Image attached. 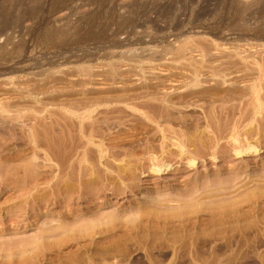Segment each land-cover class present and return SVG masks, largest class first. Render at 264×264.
<instances>
[{"label": "rangeland", "instance_id": "rangeland-1", "mask_svg": "<svg viewBox=\"0 0 264 264\" xmlns=\"http://www.w3.org/2000/svg\"><path fill=\"white\" fill-rule=\"evenodd\" d=\"M256 65L264 68V0H0V100L145 99L131 104L136 112L118 105L115 114L93 113L92 120L107 115L115 128L111 135L99 128L102 135L93 134L90 149L76 128L73 139L62 134L65 116L29 114L25 123L34 124L39 139L33 145L28 127L0 115V264H264V111L257 114L255 99L242 91L257 83ZM196 72L201 85L194 87ZM168 91V100L188 108L166 112L149 104L151 95ZM74 97L70 102L82 100ZM157 125L169 131L158 132ZM235 136L242 147L257 146V154L203 158L211 149L236 147ZM177 137L198 158L196 165L177 164L173 154L161 159L175 158L171 171L153 173L142 149H178ZM48 138L57 140L56 148ZM82 142L89 150L85 161ZM113 145L135 153L98 156V149ZM222 191L232 193L221 198L232 205L224 204L229 214L220 216L209 209L223 203L214 199ZM187 202L190 207L180 210ZM174 211L191 214L170 219Z\"/></svg>", "mask_w": 264, "mask_h": 264}, {"label": "bare ground", "instance_id": "bare-ground-1", "mask_svg": "<svg viewBox=\"0 0 264 264\" xmlns=\"http://www.w3.org/2000/svg\"><path fill=\"white\" fill-rule=\"evenodd\" d=\"M247 59V58H246ZM214 61V60H213ZM239 61V60H238ZM257 61V60H256ZM197 62V61H196ZM208 62V61H207ZM259 62V61H258ZM197 63H199V62H197ZM263 63V62H262ZM243 64V63H242ZM247 64V63H246ZM256 64V63H255ZM256 66H259V68L257 69L258 71H259V74L260 75H258V81H257V83H253L252 82V84L251 83H249V84H247L246 86H243V87H245L244 88V90H242V91H245V89H246V91L247 92H249V94L248 95H250V96H252L254 99H255V106L253 105V107L255 108L254 110H255V112L257 113V114H259L258 112H261L262 110L264 111V104L262 103V100H261V98H260V95H262L261 94V91L264 89V83H260V81H259V78L260 79H263V78H261L262 76H261V73L264 71H262V69H264V68H261V66L260 65H256ZM263 66V65H262ZM205 67V66H204ZM219 68V67H218ZM234 68H235V66H234ZM191 69V68H190ZM207 69V68H206ZM213 69V68H212ZM216 69V68H215ZM221 69V68H220ZM223 69V68H222ZM229 69V68H228ZM248 69V68H247ZM250 69V68H249ZM83 70V69H82ZM86 70V69H85ZM197 70V69H196ZM227 71V69H224L223 71ZM212 71V70H211ZM222 71V70H221ZM203 72V71H202ZM219 72V71H218ZM91 73V72H90ZM193 73V72H192ZM216 73V72H215ZM222 73V72H221ZM221 73H220V75H221ZM225 73V72H224ZM197 74H198V72H196V73H194L193 74V76H194V82H193V85H194V87L199 83H197V80L198 79H196L197 77H199V75L197 76ZM251 74V73H250ZM252 74H254V73H252ZM85 75V74H84ZM156 75V74H155ZM175 75V74H174ZM191 75V74H190ZM202 75V74H201ZM217 75L219 76V73H217ZM225 74H223V76H224ZM90 76V75H89ZM92 76V75H91ZM157 76V75H156ZM216 76V75H215ZM214 76V77H215ZM222 76V75H221ZM222 76V77H223ZM245 76V75H244ZM252 76V75H251ZM264 76V75H263ZM191 77V76H190ZM217 77V76H216ZM239 77V76H238ZM242 77V76H241ZM79 78V77H78ZM167 78V77H166ZM170 78V77H169ZM186 78V77H185ZM192 78V77H191ZM200 78V77H199ZM224 78V77H223ZM226 78V77H225ZM80 79V78H79ZM152 79V78H151ZM174 79V78H173ZM204 79V78H203ZM233 79V78H232ZM235 79V78H234ZM256 79V78H255ZM76 80V79H75ZM187 80V79H186ZM193 80V79H192ZM213 80V79H212ZM223 80V79H222ZM227 80H228V78H227ZM10 81V80H9ZM165 81V80H164ZM216 81V80H215ZM223 81H225V80H223ZM256 81V80H255ZM264 81V80H263ZM178 82V81H177ZM192 82V81H191ZM231 82V81H230ZM243 82V81H242ZM17 83V82H16ZM69 83V82H68ZM226 83V82H225ZM152 84V83H151ZM155 84V83H154ZM234 84V83H233ZM240 84V83H239ZM73 85H74V83H73ZM73 85L71 84V86L69 87V88H71L72 90L71 91H73V93H71V94H74V92L76 91V90H74V89H76V88H74L73 87ZM192 85V84H191ZM190 85V86H191ZM198 85H201V84H198ZM33 86V85H32ZM18 87H20V86H18ZM43 87V86H42ZM76 87V86H75ZM78 87V86H77ZM89 87V86H88ZM138 87V86H137ZM170 87V86H169ZM178 87H180V86H178ZM232 87V86H231ZM22 88V87H21ZM32 88V87H31ZM62 88V87H61ZM74 88V89H73ZM83 88V87H82ZM107 88V87H106ZM115 88V87H114ZM113 88V89H114ZM172 88V87H171ZM174 88V87H173ZM215 88V87H214ZM43 89V88H42ZM48 89V88H47ZM64 89H65V86H64ZM85 89H88V88H86L85 87ZM111 89V88H110ZM121 89V88H120ZM165 89H166V87H165ZM188 89V88H187ZM197 89V88H196ZM203 89H205V88H203ZM232 89V88H231ZM237 89V88H236ZM6 90V89H5ZM32 90V89H31ZM44 90V89H43ZM62 90V89H61ZM70 90V89H69ZM78 90H80V92H81V89L79 88ZM77 90V91H78ZM95 90V89H94ZM105 90V89H104ZM108 90V89H107ZM106 90V91H107ZM122 90V89H121ZM219 90V89H218ZM240 90V89H239ZM38 91V90H37ZM45 91H47V90H45ZM45 91H44V93H45ZM82 91H85V90H82ZM150 91V90H149ZM148 91V92H149ZM214 91V90H213ZM238 91V90H237ZM241 91V92H242ZM20 92V91H19ZM60 92V91H59ZM70 92V91H69ZM79 92V91H78ZM77 92V93H78ZM80 92H79V94H80ZM86 92V91H85ZM91 92V91H90ZM93 92V91H92ZM99 92H101V91H99ZM98 92V93H99ZM104 92V91H103ZM118 92H119V90H118ZM127 92V91H126ZM139 92V91H138ZM142 92H144V91H142ZM147 92V93H148ZM180 92H182V90L180 91ZM263 92H264V90H263ZM15 93V92H14ZM43 93V92H42ZM48 93V91L46 92V94ZM53 93V92H52ZM77 93H76V95H77ZM109 93H110V91H109ZM162 93V92H161ZM170 92L168 91V93L166 92H164L162 95L161 94H159V95H157V96H148L147 95V97H149V101H150V103H149V101H147L146 100V103H149V104H151V105H154V106H156V105H159V106H161L162 108H165L166 109V112H167V110L168 111H170V110H172V111H174V110H178V108L180 109V108H182V107H187L188 108V106L187 105H183L181 102L180 103H175V102H172L170 99L168 100L167 98L169 97V94ZM191 93V92H190ZM22 94V93H21ZM30 94H32V93H30ZM33 94H34V92H33ZM37 94V93H36ZM41 94V93H40ZM69 94V93H68ZM129 94V93H128ZM194 94V93H193ZM204 94V93H203ZM217 94V93H216ZM13 95V94H12ZM15 95H17V93L15 94ZM20 95V94H19ZM44 95V94H43ZM54 95V94H53ZM52 95V96H53ZM56 95V94H55ZM58 95V94H57ZM61 95V94H60ZM67 95V94H66ZM75 95V96H76ZM80 95H84L83 93L82 94H80ZM108 95V94H107ZM126 95V94H125ZM137 95V94H136ZM184 95V94H183ZM189 95V94H188ZM191 95V94H190ZM199 95V94H198ZM207 95V94H206ZM228 95V94H227ZM18 96V95H17ZM38 96V95H37ZM37 96L36 97H34V98H37ZM62 96V95H61ZM70 96V95H69ZM88 96V95H87ZM97 96V95H96ZM99 96V95H98ZM126 96H128V95H126ZM134 96V95H133ZM144 95L142 94V95H138V97H134L133 99H131V97H130V99H129V97L127 98H122L121 97V95H120V97L119 98H117V97H115V98H113V97H109V98H107V97H105V98H101V100L100 99H91V100H86L87 98H83L82 99V97H80L79 96V98L80 99H82V100H79L80 101V103H78V101L76 102L74 99H79L78 97H74V96H72V97H74L72 100H74L73 102H75L74 104H73V102L71 103L70 102V99L72 98H70L69 99V101H68V99L66 100V101H64V99H63V101L65 102H63V101H61V100H53V98H55V97H53L52 99H50V100H53V101H48L47 103L45 102V103H43V102H40L39 100H33V99H31V97L32 96H30V99L31 100H33V101H31L32 103H29V104H23L22 102H12V100H15V99H12L11 100V102H7V98L4 100V102L2 101V100H0V115L1 116H5L6 118H9V120H11V122H13L15 125L17 124L18 126L20 125V127L21 128H27L28 129V134H27V138L26 139H28V141L30 142V143H32L33 145L35 144H38V142H39V139L37 140V133L35 132V127L34 126H32V125H34V124H32V125H30L29 126V124H30V122L28 123V121H26V123L28 124H26L25 123V118H27V119H30L29 118V114H31V115H33L34 116V118H35V116H40V115H42L43 113L44 114H47L48 112L49 113H51V115H52V117H56V115L55 114H57V116L58 115H61L62 117H66L65 119L66 120H64L62 117H58V118H61L62 119V123L61 122H59L60 124H63V125H61L59 128L61 129L62 128V131L61 132H63L62 134L63 135H65L66 137H67V135L68 134H64L65 132L66 133H69V136H71V134H70V132H72V131H75L76 129H77V131H78V134L80 135V138H78V139H81L80 141H82V140H85L84 142H86V145H88L87 147H89V144H91V141H92V138L94 137L93 136V134L95 133V135H96V133H98V131H100V130H102V129H104L103 131L105 132H107V133H109L110 135H111V131L115 128H112V126H113V124H112V122L111 121H108V120H110V119H108V120H106V118H107V113L108 112H112V113H114V112H117L118 113V111L120 110H117V108H113V107H116V106H118V105H126V106H128L129 108L128 109H131L133 112H136L137 110H136V108H134V106H136V104H135V101L137 102L138 101V99H144V97H143ZM146 96V95H145ZM168 96V97H167ZM186 96V95H185ZM205 96V95H204ZM263 96H264V94H263ZM20 97V96H19ZM39 97V96H38ZM60 97V96H59ZM101 97V96H100ZM140 97V98H139ZM175 97V96H174ZM214 97V96H213ZM252 97H250V98H252ZM26 98V97H25ZM33 98V97H32ZM57 98H58V96H57ZM173 98V97H172ZM196 98V97H195ZM210 98V97H209ZM212 98V97H211ZM216 98H218V97H216ZM227 98V97H226ZM235 98V97H234ZM249 98V99H250ZM59 99V98H58ZM60 99H61V97H60ZM84 99H85V101H84ZM141 99L139 100V101H141ZM193 99V98H192ZM197 99V98H196ZM218 99H220V98H218ZM240 99V98H239ZM145 100V99H144ZM179 100V99H178ZM177 100V101H178ZM181 100V99H180ZM235 100V99H234ZM238 100V99H237ZM42 101H43V99H42ZM47 101V100H46ZM68 101V102H67ZM82 101V102H81ZM198 101V100H197ZM206 101V100H205ZM226 101H229V99L227 100L226 99ZM226 101H223V104H224V102H226ZM251 101H252V99H251ZM233 102H235V101H233ZM141 103H143V102H141ZM194 103V102H193ZM214 103H216V102H214ZM222 103V102H221ZM229 103V102H228ZM230 103H232V101H230ZM131 104H134V106H131ZM187 104V103H186ZM189 104V103H188ZM210 104V103H209ZM199 105V104H198ZM226 104H224V105H222L223 107L225 106ZM244 105V104H243ZM249 105H250V103H249ZM140 106H142V105H140ZM144 106H145V104H144ZM149 106V105H148ZM210 106H212V105H210ZM219 106V105H218ZM232 106V105H231ZM109 107H111V109H109ZM149 107H151V106H149ZM196 107V106H195ZM200 107V106H199ZM100 108H103V109H100ZM104 108H106V109H104ZM144 108V107H143ZM142 108V109H143ZM154 108V107H153ZM186 108V109H187ZM202 108V107H201ZM219 108V107H218ZM225 108V107H224ZM243 108V107H242ZM99 109H100V113L102 114V113H104V111L103 110H106L105 111V113L104 114H107L106 115V118L105 119H101L100 118V120H102L101 122H96V121H99V117H98V120H96L97 119V117H96V115L94 116V117H96V121H94V120H92L94 117L92 116V114L93 113H95V114H97V115H99L98 114V112H99ZM122 109V108H121ZM124 109V108H123ZM148 109V108H147ZM182 109H184V108H182ZM212 109V108H211ZM244 109V108H243ZM150 110V109H149ZM152 110V109H151ZM202 110V109H201ZM217 110V109H216ZM223 110V109H222ZM242 110V109H241ZM101 111H103V112H101ZM108 111V112H107ZM158 111V110H157ZM171 111V112H172ZM189 111V110H188ZM203 111V110H202ZM206 111V110H205ZM218 111H219V109H218ZM124 112V111H123ZM126 112V111H125ZM145 112V111H144ZM143 112V113H144ZM152 112V111H151ZM109 113V114H110ZM146 113H148V112H146ZM170 113V112H169ZM173 113V112H172ZM255 113V114H256ZM104 114H103V117H104ZM115 114V113H114ZM145 114V113H144ZM155 114V113H154ZM218 114V113H217ZM262 114V113H261ZM50 115V116H51ZM54 115V116H53ZM111 115V114H110ZM206 115V114H205ZM204 115V116H205ZM44 116V115H43ZM46 116V115H45ZM48 116L49 115H47V118H48ZM101 116V115H100ZM127 116V115H126ZM137 116V115H136ZM162 116V115H161ZM169 116V115H168ZM54 117V118H55ZM116 117V116H115ZM119 117V116H118ZM147 117V116H146ZM154 117H156V116H154ZM209 117H210V115H209ZM251 117V116H250ZM257 117V116H256ZM4 118V117H3ZM31 118H32V116H31ZM44 118H46V117H44ZM46 118V121L49 119H47ZM108 118H109V116H108ZM163 118V117H162ZM164 118H165V116H164ZM175 118V117H174ZM205 118V117H204ZM208 118V117H207ZM216 118V117H215ZM219 118V117H218ZM264 118V117H263ZM262 118V119H263ZM43 119V118H42ZM41 119V120H42ZM53 119V118H52ZM57 119V118H56ZM114 119V118H113ZM126 119V118H125ZM39 120V119H38ZM44 120V119H43ZM51 120V119H50ZM121 120V119H120ZM122 120H124V119H122ZM121 120V121H122ZM146 120V119H145ZM167 120V119H166ZM211 120H212V118H211ZM31 121V120H30ZM52 121V120H51ZM93 121V122H92ZM113 121V120H112ZM144 121V120H143ZM152 121V120H151ZM208 121V120H207ZM216 121H217V119H216ZM223 121V120H222ZM221 121V122H222ZM226 121V120H225ZM4 122V121H3ZM6 122V121H5ZM10 122V121H9ZM33 122V121H32ZM35 122V121H34ZM43 122V121H42ZM48 122H49V120H48ZM57 121H55V123H56ZM111 122V123H110ZM117 122V121H116ZM153 122V121H152ZM183 122V121H182ZM213 122V121H212ZM215 122V121H214ZM219 122H220V120H219ZM218 122V123H219ZM259 122V121H258ZM8 123V122H7ZM11 124L10 126H11V128L10 129H13L14 127H15V125L14 124ZM51 123V122H50ZM53 123V122H52ZM55 123H53V124H55ZM119 123H120V121H119ZM127 123V122H126ZM154 123V122H153ZM160 123V122H159ZM207 123V122H206ZM211 123V122H210ZM216 123V122H215ZM260 123V122H259ZM41 124V123H40ZM44 124V123H43ZM42 124V125H43ZM57 124H58V122H57ZM60 124H58V125H60ZM138 124V123H137ZM167 124V123H166ZM213 124V123H212ZM262 124V123H261ZM264 124V123H263ZM16 125V126H17ZM46 125H48V123L46 124ZM45 125V126H46ZM52 125V124H51ZM56 125V124H55ZM54 125V126H55ZM58 125L56 126V127H58ZM119 125V124H118ZM121 125V124H120ZM218 125V124H217ZM259 125V124H258ZM2 126H4V125H2ZM32 126V127H31ZM37 126V125H36ZM44 126V125H43ZM213 126V125H212ZM232 126V125H231ZM8 127H9V124H8ZM48 127V126H47ZM165 127V126H164ZM179 127V126H178ZM182 127V126H181ZM2 128V127H1ZM1 128H0V130H1ZM37 128V127H36ZM58 128V129H59ZM76 128V129H75ZM99 128H100V130H99ZM148 128V127H147ZM261 128V130H262V127H260ZM4 129L7 131V128H3V131H4ZM9 129V128H8ZM16 129V128H15ZM38 129V128H37ZM49 129H50V127H49ZM52 129V128H51ZM55 129V128H54ZM53 129V130H54ZM75 129V130H74ZM144 129V128H143ZM156 129H158L159 131L158 132H161L162 134H164V133H166V130L164 129V128H162V126H159V125H157L156 126ZM169 129V128H168ZM210 129H212V128H210ZM221 129V128H220ZM17 130V129H16ZM123 130V129H122ZM174 130V129H173ZM10 131V130H9ZM8 131V132H9ZM13 131V130H12ZM50 131V130H49ZM48 131V132H49ZM52 131V130H51ZM76 131V132H77ZM115 131V130H114ZM120 131V130H119ZM156 131V130H155ZM169 130H167V132H168ZM213 131V130H212ZM264 131V130H263ZM11 132V131H10ZM17 132V131H16ZM53 132V131H52ZM57 132H59V131H57ZM61 132H59V133H57V134H60ZM104 132H103V134H104ZM105 132V133H106ZM216 132V131H215ZM228 132V131H227ZM231 132V131H230ZM11 133H13V132H11ZM51 133V132H50ZM100 133H101V131H100ZM115 133V132H114ZM246 133V132H245ZM4 134H6L5 133V131H4ZM3 134V135H4ZM53 134H55V132L53 133ZM109 134H107V135H109ZM169 134H170V132H169ZM177 134H179V133H177ZM176 133H175V135H177ZM187 134V133H186ZM185 134V135H186ZM233 134V133H232ZM264 134V133H263ZM50 135V134H49ZM99 135V134H98ZM97 135V136H98ZM101 135H102V133H101ZM101 135H99L100 137H102ZM114 135V134H113ZM153 135V134H152ZM180 135H181V133H180ZM183 135V134H182ZM181 135V136H182ZM191 135V134H190ZM15 137L16 135L15 134H12L11 135V137ZM55 136H57V135H55ZM54 136V137H55ZM59 136V135H58ZM61 136V135H60ZM59 136V139L61 138ZM65 136H62V137H65ZM68 136V137H69ZM125 136V135H124ZM189 136V135H188ZM207 136V135H206ZM233 136V135H232ZM238 136V135H237ZM249 136V135H248ZM252 136V135H251ZM10 137V138H11ZM42 137V136H41ZM53 137V136H52ZM64 138L65 140H64V142L66 141V140H68L67 138ZM165 137V136H164ZM182 137H184V136H182ZM217 137V136H216ZM225 137V136H224ZM250 137V136H249ZM263 137V136H262ZM17 138V137H16ZM19 138V137H18ZM56 138V137H55ZM70 138H72L73 139V137L71 136ZM69 138V139H70ZM95 138V137H94ZM102 138H104V135H103V137ZM185 138V137H184ZM193 138V137H192ZM208 138V137H207ZM210 138H212L211 136H210ZM232 138V137H231ZM14 139V138H13ZM49 139V138H48ZM48 139H46V140H48ZM52 139V138H51ZM58 139V140H59ZM61 139H63V138H61ZM59 140V142L61 143V142H63V140ZM71 139V140H72ZM166 139V138H165ZM190 139H191V137H190ZM223 139V138H222ZM245 139V138H244ZM249 139V138H248ZM4 140V139H3ZM12 140V139H11ZM50 140V139H49ZM100 140V139H99ZM102 140V139H101ZM164 140V139H163ZM178 140V137H177V139H176V141ZM182 138L180 137V139L178 140V142L179 143H177V142H175L176 143V147H178V149H170V150H168V149H155L156 151H152V152H150L152 149H142V150H144V152L143 153H145V150H147L146 152H148V153H146V155H148L147 157H148V161H149V163H150V165H151V167H150V169L152 170V172L153 173H159V172H166V171H171L172 169H173V166L174 165H172V161L173 162H175L173 159H175L174 157H172V161L170 160V159H168V161H166V162H164L163 160H165V159H163L164 157H168V155H175V156H177L178 158H179V161L177 162V164H183V162H185L184 164L185 165H187L188 167H193V166H195L196 165V161L198 160V158L197 157H195V156H192L191 154L192 153H190V152H192V151H187V149H185V146H183L184 145V143H183V145H182ZM189 140V139H188ZM259 140V139H258ZM9 141V140H8ZM38 141V142H37ZM51 141V140H50ZM50 141H48L49 142V144H51L50 143ZM53 141V142H52ZM51 142L52 143H54V141H55V144H54V146H53V144H51V146H53V147H55V146H57V143H56V139H54V140H52ZM73 141L74 140H72V143H73ZM107 141V140H106ZM137 141H139V140H137ZM143 141V140H142ZM209 141V140H208ZM231 141H233L234 142V144H235V146L236 147H234L233 149H211L212 150V152L210 153H207L206 151V153L207 154H205L204 155V157L203 158H209L210 160H212V161H214V160H216L217 159V156H218V154H220L219 155V157H221V156H226V154L227 153H234V155H236V156H240L241 154H250V153H256L257 152V146H254V145H252V144H246V145H244L243 147L241 146V144H240V142H239V140H238V138L235 136V138L233 137L232 139H231ZM261 141V140H260ZM24 142V141H23ZM28 142V143H29ZM59 142H58V146L60 145L59 144ZM68 142H70L71 143V141L69 140ZM68 142H66V143H68ZM114 142V141H113ZM144 142V141H143ZM150 142H151V140H150ZM185 142V141H184ZM191 142V141H190ZM211 142H212V140H211ZM215 142V141H214ZM218 143H219V141H217ZM222 142V141H221ZM232 142V143H233ZM22 143V142H21ZM102 143V142H101ZM120 143V142H119ZM132 143V142H131ZM192 144H193V142H191ZM231 143V144H232ZM64 144V146H60V147H64L65 149L67 148V147H65V143H63ZM82 144V145H81ZM80 144V149H81V147H82V149H83V158H82V161H85V159H86V157H87V151H89V150H87L86 151V146H83V142ZM120 144H122V143H120ZM129 144V143H128ZM139 144V143H138ZM213 144V143H212ZM3 145V144H2ZM1 145V146H2ZM47 145V144H46ZM76 145V144H75ZM96 145V144H95ZM98 145V144H97ZM116 145V144H115ZM115 145H113L114 147L112 148V149H98V156L100 157V158H103V157H105L106 156V154L107 155H111V156H114V157H117L118 158V156H121V155H125V153H127V151L129 152V151H133V153H135L134 151H135V149H118V147L117 146H115ZM126 145V144H125ZM151 145V144H150ZM153 145V144H152ZM6 146V145H5ZM50 146V145H49ZM67 146L69 147V143L67 144ZM72 145L70 144V147H71ZM109 146V145H108ZM107 146V147H108ZM122 146V145H121ZM172 146V145H171ZM204 146V145H203ZM216 146H218V144L216 143ZM35 147V146H34ZM47 147H48V145H47ZM68 148V149H73V146L71 147V148ZM192 147V146H191ZM214 147H215V145H214ZM218 147H220V146H218ZM224 147V146H223ZM228 147V146H227ZM0 148H2V147H0ZM50 149H52L51 147H49ZM48 148V149H49ZM56 148V147H55ZM55 148H53V149H55ZM63 148V149H64ZM76 148V147H75ZM78 148H79V145H78ZM117 148V149H116ZM134 148V147H133ZM229 148V147H228ZM67 149V150H68ZM89 149H90V147H89ZM192 149V148H191ZM204 149V148H203ZM67 150H65V152L67 151ZM95 150V149H94ZM150 150V151H149ZM158 150V151H157ZM197 150V149H196ZM208 150V149H207ZM210 150V149H209ZM208 150V151H209ZM46 151V150H45ZM57 151V150H56ZM78 151V150H77ZM136 151H137V149H136ZM140 152H142L141 151V149L139 150ZM204 151V150H203ZM229 151V152H228ZM68 152V151H67ZM70 152V151H69ZM96 152V151H95ZM153 152H159L158 153V155L160 154V156H157V154L156 153H153ZM197 152V151H196ZM195 152V153H196ZM51 153V152H50ZM91 153V152H90ZM124 153V154H123ZM132 153V152H131ZM149 153H151V154H149ZM202 153V152H201ZM64 154V153H63ZM203 154H204V152H203ZM257 154V153H256ZM69 155V154H68ZM89 155V154H88ZM92 155H93V153H92ZM136 155H137V153H136ZM167 155V156H166ZM189 155H191V156H189ZM195 155V154H194ZM70 156V155H69ZM54 157V156H53ZM60 157V156H59ZM73 157V156H72ZM107 157H109V156H107ZM170 157V156H169ZM170 157V158H171ZM176 157V158H177ZM53 159V158H52ZM67 159V158H66ZM81 159V158H80ZM116 159V158H115ZM161 159H163V160H161ZM202 159V158H201ZM93 160V159H92ZM146 160V161H147ZM204 160V159H203ZM58 161V160H57ZM107 161V160H106ZM201 161V160H200ZM47 162V161H46ZM97 162V161H96ZM5 163V162H4ZM55 163V162H54ZM78 163V162H77ZM106 163V162H105ZM104 163V164H105ZM58 164V163H57ZM93 164V163H92ZM107 164V163H106ZM176 164V163H175ZM60 165V164H59ZM82 165V164H81ZM198 165V164H197ZM72 166V165H71ZM70 166V167H71ZM83 166V165H82ZM106 166V165H105ZM115 166V165H114ZM63 167V166H62ZM138 167V166H137ZM98 168V167H97ZM109 168V167H108ZM130 169V168H129ZM83 171L84 170H88V169H86V167L85 168H83L82 169ZM146 170V169H145ZM62 171V170H61ZM81 171V170H80ZM133 171V170H132ZM86 172V171H85ZM103 172V171H102ZM117 172V171H116ZM122 172V171H121ZM62 173V172H61ZM131 173V172H130ZM90 174V173H89ZM94 174V173H93ZM146 172L144 171V172H141V174H139V175H142V177H145L146 176ZM106 175V174H105ZM98 176V175H97ZM111 176V175H110ZM127 176H129V175H127ZM94 177V176H93ZM137 177V176H136ZM238 177V176H237ZM60 178V177H59ZM107 178H108V176H107ZM260 178V177H259ZM110 179V178H109ZM108 179V180H109ZM126 179H127V177H126ZM133 179V178H132ZM262 179V178H261ZM125 180V179H124ZM230 180V179H229ZM76 181V180H75ZM91 181V180H90ZM139 181V180H138ZM95 182V181H94ZM103 182V181H102ZM217 182V181H216ZM222 182V181H221ZM60 183V182H59ZM234 183V182H233ZM264 183V182H263ZM58 185V184H57ZM94 185H96V184H94ZM112 185V184H111ZM226 185V184H225ZM110 186V185H109ZM116 186V185H115ZM228 186V185H227ZM92 187V186H91ZM101 187V186H100ZM99 187V188H100ZM106 187H108V186H106ZM61 188V187H60ZM69 188V187H68ZM97 188V187H96ZM242 188V187H241ZM67 189V188H66ZM131 189V188H130ZM218 189V188H217ZM57 190V189H56ZM56 190H55V192H56ZM95 190V189H94ZM194 190V189H193ZM220 190V189H219ZM221 191V190H220ZM198 192V191H197ZM215 192V191H214ZM253 192V191H252ZM92 193H93V191H92ZM205 193V192H204ZM90 194V193H89ZM197 194V193H196ZM210 194H212V192H210ZM230 194H232V193H227L226 192V194H223V191H222V194H220V195H214V199H216V198H220V201H222L221 200V198L224 200V199H227L228 197H229V195ZM86 195V194H85ZM93 195V194H92ZM193 195V194H192ZM183 196V195H182ZM205 196V195H204ZM207 196V195H206ZM247 196V195H246ZM88 197V196H87ZM212 197V196H211ZM236 197V196H235ZM238 197V196H237ZM252 197V196H251ZM190 198V197H189ZM194 197H192V199H191V201H194V202H197V201H199V200H197V198L195 199H193ZM208 198V197H207ZM212 198V199H213ZM102 199V200H101ZM188 199V198H187ZM199 199H201V198H199ZM203 199V198H202ZM210 199V198H209ZM230 199H231V196H230ZM230 199H228V200H230ZM98 200H100V201H103V197L102 198H99ZM208 200V199H207ZM232 200V199H231ZM238 200V199H237ZM157 201V200H156ZM202 201V200H201ZM212 201V200H211ZM219 201V200H218ZM218 201H217V199H216V202H215V205L218 203ZM242 201V200H241ZM158 202V201H157ZM161 202H163V201H161ZM178 202V201H177ZM184 202V201H183ZM186 202V201H185ZM213 202H214V200H213ZM223 202V201H222ZM226 202V201H225ZM225 202H223V203H218L216 206H215V208H213V206H211V208H213L214 209V211L212 210V209H209V210H211L212 212H215V210L218 212V214L219 213H221V214H219L220 216L223 214H225V212L228 210V209H223L224 207H225V205L226 204H229V202L231 203V201H229V202H227L226 204H225ZM233 202V201H232ZM252 202V201H251ZM160 203V202H159ZM188 203V202H187ZM205 203V202H204ZM163 204V203H162ZM179 204H181L180 202H179ZM182 204H185V203H182ZM195 204V203H194ZM206 204H208V203H206ZM213 204V203H212ZM211 204V205H212ZM225 204V205H224ZM233 204H236V202H234ZM190 204L188 203V204H185V205H180L179 206V208H180V210L182 209V208H185V210L187 209V206H188V208L190 207L189 206ZM197 205V204H196ZM224 205V206H223ZM230 205H232V203L230 204ZM243 204H241V206H242ZM186 206V207H185ZM209 205H207V207H208ZM159 207V206H158ZM157 207V208H158ZM161 207V206H160ZM163 207V206H162ZM167 207V206H166ZM197 207V206H196ZM226 207H229V205L227 206L226 205ZM225 207V208H226ZM191 208H193L192 206H191ZM209 208V207H208ZM195 209V208H194ZM222 209V210H221ZM236 209V208H235ZM175 210V209H174ZM183 210V209H182ZM191 210V209H190ZM205 210V209H204ZM207 210V209H206ZM208 210V211H209ZM219 210H221V212H219ZM229 210H230V208H229ZM151 211V210H150ZM154 211V210H153ZM156 211H157V209H156ZM168 211V210H167ZM171 211V210H170ZM196 211H198L199 212V210H196L195 209V213H196ZM202 211V210H201ZM234 211V210H233ZM232 210H231V212H233ZM253 211V210H252ZM260 211V210H259ZM173 212V211H172ZM175 212V211H174ZM193 213H194V210L192 211ZM216 212V213H217ZM222 212H224V213H222ZM246 212V211H245ZM140 213V212H139ZM141 213H142V211H141ZM148 213V212H147ZM146 213V214H147ZM158 213V212H157ZM168 213V212H167ZM190 212H188V213H180V211H176L175 213H172L173 215H171L170 216V219H172L171 217H173V218H179V217H181V216H184L185 214H189ZM192 213V214H193ZM194 213V214H195ZM216 213H211V214H216ZM227 213L228 212H226V215H227ZM142 214H145V211H144V213H142ZM141 214V215H142ZM170 214V213H169ZM182 214H184V215H182ZM191 214V213H190ZM209 214V213H208ZM229 214V213H228ZM160 215V214H159ZM163 215V214H162ZM218 215V217L220 218V216ZM232 215H234L233 213H232ZM239 215V214H238ZM242 215V214H241ZM142 216H144V215H142ZM187 216V215H186ZM190 216V215H189ZM214 216V215H213ZM149 217V216H148ZM217 217V216H216ZM215 217V218H216ZM223 217V216H222ZM221 217V218H222ZM156 218V217H155ZM161 218V217H160ZM221 218H220V220H221ZM228 218V217H227ZM167 219H169L168 217H167ZM212 219V218H211ZM219 220V219H218ZM219 220V221H220ZM236 220V219H235ZM178 222V221H177ZM187 222V221H186ZM186 222H185V224H186ZM190 222V221H189ZM215 222V221H214ZM164 223V222H163ZM166 223V222H165ZM170 223V222H169ZM188 223V222H187ZM193 223V222H192ZM182 224V223H181ZM222 224V223H221ZM169 225V224H168ZM174 225V224H173ZM203 225V224H202ZM210 225V224H209ZM218 225V224H217ZM224 225V224H223ZM187 226V225H186ZM173 227V226H172ZM191 227V226H190ZM166 228H168V227H166ZM169 229V228H168ZM185 231V230H184ZM189 231V230H188ZM185 232H187V231H185Z\"/></svg>", "mask_w": 264, "mask_h": 264}]
</instances>
